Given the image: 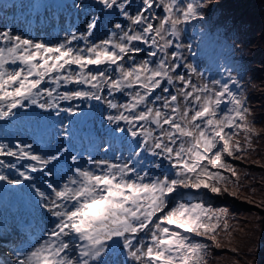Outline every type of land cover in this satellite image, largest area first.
Returning a JSON list of instances; mask_svg holds the SVG:
<instances>
[{
    "label": "snow or ice",
    "instance_id": "obj_1",
    "mask_svg": "<svg viewBox=\"0 0 264 264\" xmlns=\"http://www.w3.org/2000/svg\"><path fill=\"white\" fill-rule=\"evenodd\" d=\"M70 7L84 14V30L70 32L54 45L13 34L10 28L0 30V120L17 119L20 114L15 110L23 109L26 100L40 109L57 110V117L60 111L72 115L77 111L74 107L60 109L58 101L104 100L116 111L106 116L117 125L112 131H127L135 143L124 162L89 158L94 169L79 167L80 154L74 153L69 143L71 129L63 122L51 133L46 148L35 138L33 143L22 141L14 147L0 143V156L25 162L23 171L17 163H9L17 175L0 173V181L13 186L31 182L29 187L38 197L36 206L51 218L42 242L26 253L12 249L14 264H207L209 245L193 236L207 238L221 248L219 232L229 230L227 209L217 211L190 201L171 206L173 197L180 188L221 194V183L226 185L228 180L212 169L236 176L226 157L243 150L239 132L251 134L254 129L247 119L245 98L229 83H208L193 64L180 63L183 45L174 44L172 38H179L182 26L202 19L205 5L200 0H140L135 13H130L132 0H72ZM108 17L115 21L123 17L127 24L110 21L119 33L88 44V38ZM81 40L84 47L75 48L73 42ZM136 42L148 45L147 55L154 59L139 63L132 59L133 54L145 51ZM188 48L191 51L190 45ZM126 58L132 59L131 66L122 63ZM8 65L16 68L9 70ZM73 65L78 71H68ZM102 65L105 67L100 69ZM89 66L98 71L92 72ZM180 68L187 69V74L178 72ZM49 77L57 87L42 89ZM165 81L181 86L171 92L162 86ZM62 82L88 85L93 90L61 94L58 87ZM102 87L110 94L132 90L130 99L125 103L105 100ZM157 89L168 95H155L152 100ZM44 93L46 98L41 99ZM155 102L158 107L150 106ZM121 121L127 128L119 126ZM142 153L159 158L153 168L162 169L168 161L171 174L137 169ZM69 159L75 165L74 169L69 166L74 171L72 178L63 186L48 182L47 177L54 176ZM4 164L0 160V167ZM223 191L229 189L225 186ZM0 264L10 262L0 259Z\"/></svg>",
    "mask_w": 264,
    "mask_h": 264
},
{
    "label": "rangeland",
    "instance_id": "obj_2",
    "mask_svg": "<svg viewBox=\"0 0 264 264\" xmlns=\"http://www.w3.org/2000/svg\"><path fill=\"white\" fill-rule=\"evenodd\" d=\"M18 1L20 2V0ZM200 2L205 5L201 9L202 15L206 18L207 13L212 14L213 20L211 17L206 22L192 21L190 24L182 26L183 30L178 39L169 38L174 40V44L183 45L181 52L184 59L180 61L181 64H193L203 74V80L208 83L213 80L229 83L234 92L245 98V106L249 109L247 119L254 131L247 134L241 130L238 138L243 145V150L236 153L235 157H226L227 162L233 166L237 175L232 176L230 172L223 169H212V171H219L228 180L226 185L221 183L219 196L231 195L237 201L260 204L261 201L264 202V66L262 65L264 64V0H200ZM139 4L140 0L137 1L135 8L129 9V12L135 13ZM107 26L108 24L105 23V28ZM187 31L193 37V42H188L191 50L193 48L188 57H191L192 53H196L193 60L190 61L186 60L187 55L184 53V42H182ZM117 33H119V29ZM101 40L103 38L89 40V44L93 42L98 44ZM212 43H214L213 46ZM147 46L138 43L137 47ZM233 52L235 58L232 57ZM203 55L207 56L205 66L202 61ZM133 56L132 59H140ZM210 62L214 64L216 62L217 67L213 68ZM15 68L16 65H12L9 70ZM178 72L187 74V69L180 68ZM193 80L199 82L195 77ZM233 80L236 81L234 85L232 84ZM167 86L170 89L173 86L180 87L181 85L179 82H175L173 85L167 84ZM166 95L168 94L166 93ZM125 102V100L119 99V103ZM158 106L159 104L155 105V107ZM262 118L263 121L260 123ZM246 135L249 136L248 141H245ZM179 142L178 140L177 145ZM163 165H166V169L169 170L168 161L163 162ZM165 174L168 173L165 172ZM225 186L229 189L228 192L223 191ZM189 190L192 189L180 188L174 195L171 206H174L182 197L187 201L197 197L196 194H190ZM201 203L205 204L207 208L217 211L227 209L225 219L229 230L225 232L221 229L218 238L222 242L221 248L237 249L236 252L231 250V254L224 253L215 257L216 255H213L216 248L214 242L207 238L193 236L202 243H205V240L209 241L205 244H208L209 248L213 247L212 251H208L207 264H260L264 261V215L233 207V200L228 203L216 201ZM42 239L39 241L42 242ZM208 256L210 257L208 258Z\"/></svg>",
    "mask_w": 264,
    "mask_h": 264
},
{
    "label": "trees",
    "instance_id": "obj_3",
    "mask_svg": "<svg viewBox=\"0 0 264 264\" xmlns=\"http://www.w3.org/2000/svg\"><path fill=\"white\" fill-rule=\"evenodd\" d=\"M234 53V52H233ZM234 56H235V54H234ZM263 66H264V64H262ZM260 69H262L261 67H260ZM263 121V118L262 119H260V123ZM229 199H232V200H234V197L233 198H231V195H229V196H227ZM232 205H234L233 207H236V208H238V209H240V210H244V211H246V210H248V211H254V212H257V213H260L261 215H264V202H260V204L259 203H248V202H243V201H237V200H235L233 203H232ZM195 237V236H194ZM194 240H196V238H193ZM209 241H207V240H205V243H208ZM212 249H213V247L211 246L210 248H209V251H212ZM231 252V250H229V249H227V248H221V249H216L215 248V250L213 251V255L215 256V257H218V255H221V254H224V253H230ZM231 254V253H230ZM210 256H208V258H209ZM260 264H264V261L262 262V263H260Z\"/></svg>",
    "mask_w": 264,
    "mask_h": 264
},
{
    "label": "bare ground",
    "instance_id": "obj_4",
    "mask_svg": "<svg viewBox=\"0 0 264 264\" xmlns=\"http://www.w3.org/2000/svg\"><path fill=\"white\" fill-rule=\"evenodd\" d=\"M232 57L235 58L234 53L232 54ZM50 218V217H49Z\"/></svg>",
    "mask_w": 264,
    "mask_h": 264
}]
</instances>
